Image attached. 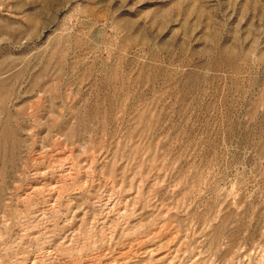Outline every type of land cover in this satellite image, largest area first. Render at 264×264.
Wrapping results in <instances>:
<instances>
[{
	"label": "rangeland",
	"instance_id": "374dc122",
	"mask_svg": "<svg viewBox=\"0 0 264 264\" xmlns=\"http://www.w3.org/2000/svg\"><path fill=\"white\" fill-rule=\"evenodd\" d=\"M0 264H264V0H0Z\"/></svg>",
	"mask_w": 264,
	"mask_h": 264
}]
</instances>
